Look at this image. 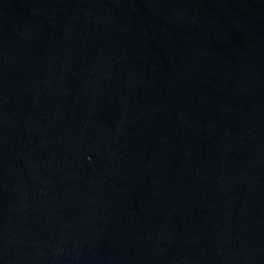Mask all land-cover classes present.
I'll return each mask as SVG.
<instances>
[{
	"label": "water",
	"instance_id": "1",
	"mask_svg": "<svg viewBox=\"0 0 264 264\" xmlns=\"http://www.w3.org/2000/svg\"><path fill=\"white\" fill-rule=\"evenodd\" d=\"M0 264H264V0H0Z\"/></svg>",
	"mask_w": 264,
	"mask_h": 264
}]
</instances>
